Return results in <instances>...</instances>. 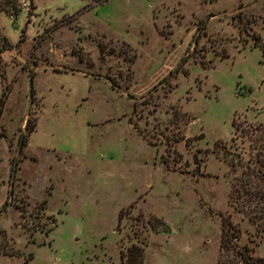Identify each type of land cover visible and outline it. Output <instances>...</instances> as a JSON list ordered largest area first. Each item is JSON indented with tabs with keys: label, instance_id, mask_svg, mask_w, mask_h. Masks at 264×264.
<instances>
[{
	"label": "rangeland",
	"instance_id": "374dc122",
	"mask_svg": "<svg viewBox=\"0 0 264 264\" xmlns=\"http://www.w3.org/2000/svg\"><path fill=\"white\" fill-rule=\"evenodd\" d=\"M260 125L264 0H0V264L264 259L229 206Z\"/></svg>",
	"mask_w": 264,
	"mask_h": 264
},
{
	"label": "trees",
	"instance_id": "16d2710c",
	"mask_svg": "<svg viewBox=\"0 0 264 264\" xmlns=\"http://www.w3.org/2000/svg\"><path fill=\"white\" fill-rule=\"evenodd\" d=\"M93 4H99L107 0H84ZM246 32L253 38L255 46L262 48L260 38L250 29ZM246 138L250 141L248 160H245L246 152L242 151L238 158V165L242 168L240 178L232 183L229 196V206L236 214H242L254 227L255 235L264 241V126H248ZM240 127L236 130L240 131ZM234 168V165H232ZM232 215L223 218L222 248L229 249L234 240L239 239L241 230L232 221ZM251 243V242H250ZM133 251L142 253V249L133 247ZM252 250L245 246L240 254L243 264H264L263 258H254ZM127 264H134L131 254ZM220 264H222L220 262Z\"/></svg>",
	"mask_w": 264,
	"mask_h": 264
},
{
	"label": "water",
	"instance_id": "95a60500",
	"mask_svg": "<svg viewBox=\"0 0 264 264\" xmlns=\"http://www.w3.org/2000/svg\"><path fill=\"white\" fill-rule=\"evenodd\" d=\"M32 86H33V82L32 80H30V99H31V103H32V97H33V89H32ZM22 148H23V144L21 142L20 144V147H19V154L22 152ZM16 172H17V164L15 163V168H14V174H13V181H12V190H11V196H13V186H14V179L16 177Z\"/></svg>",
	"mask_w": 264,
	"mask_h": 264
}]
</instances>
